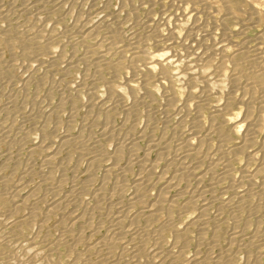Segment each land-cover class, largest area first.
<instances>
[{
    "label": "bare ground",
    "instance_id": "bare-ground-1",
    "mask_svg": "<svg viewBox=\"0 0 264 264\" xmlns=\"http://www.w3.org/2000/svg\"><path fill=\"white\" fill-rule=\"evenodd\" d=\"M152 1L154 2L155 0ZM174 1L179 3L176 8L177 11L175 13L173 11V19L178 21L177 26L174 24L176 28H170L169 32H167L168 34L163 35L160 30L161 27L160 29L150 27L149 23L147 36L141 38V36H135L134 34L133 37L132 35V39L135 41L133 47L117 45L118 42L116 40L119 38V35L116 33L112 34L109 31L110 29L107 27L104 28V24H98L102 20L97 21V24L91 21L92 27L86 28L84 25L80 26L78 30V35L80 36L77 40L79 43H85L88 40H93L98 37L104 39L102 45L99 47L90 50L87 48L86 54L88 57L96 59L93 63L94 67H96V75L93 82L101 83L104 80L102 75L105 71L109 72L110 76L112 75L110 81L102 83L105 85L106 91L109 94L108 100L102 103L99 102L95 108L98 112L99 110L102 111L99 114V119H96L97 121L101 120L103 122V127H101L102 129L100 131L103 137L102 139L116 144L114 153L108 157L112 163L104 169L102 186L98 190L93 191L92 195L96 205L93 206L91 211L89 210L90 212L87 210L88 212L85 211L84 214L79 211L83 205V194L89 190V187L94 182L96 168L106 159L104 155L106 152H102L103 150L101 148L103 147L101 145L100 148L99 142L93 144L92 149L94 150L90 157L91 165L88 169V177L87 179L85 178L86 181L81 184L80 189L76 187L77 189L75 188V190H72L63 198H57L59 195L56 192L61 191L60 188L66 183L67 179L62 177L60 183L54 184L52 179H54L57 168L54 167L55 165L50 166L52 169L51 174L45 176L43 180L50 187L52 186L51 191L58 196L51 205L50 210L46 213L39 211L40 205L45 202L44 199L38 197V191L40 189L34 190L21 201L18 196V193L21 191V186H18L15 189L16 191L13 192L9 187L11 185L10 178L3 179V172L0 170V183L4 181L5 185L8 186L2 188L1 185L4 184H0V201L14 206L13 214H16L24 207L31 209L28 216L20 221L19 228H21V231L19 229V232L26 231L37 219H41L42 217V227H44L51 215L60 217V227L62 229L61 240L55 243H49L39 235L36 236L27 244L25 249L27 250V254L24 252L26 256L23 258L16 255L18 251L13 253L12 249L16 248L15 246H18V244L16 242L17 239L9 237V232L7 235L9 238L7 236H5L6 239L0 238L8 246L7 252L2 253L4 255L1 258L3 260L2 262H7L8 264H58L52 258L54 255L52 252L56 248L63 244L71 243L74 249L78 244L89 243L91 251L98 250L107 259L113 257L117 253L116 249L120 248V258H128L126 264H235L239 253L245 254L246 260L243 264H264L260 262L261 253L264 250V16L261 14L260 6L252 4L250 6L247 23L243 20L246 25L243 24L244 27L239 34L246 31L245 26L247 25H263L262 31L254 38L255 40L252 39L255 41L253 45H250L251 42L249 43L247 40L234 43L231 40L234 30L232 31L229 28V23L232 20H236L239 13L243 11L246 13L244 9L245 0ZM4 13L0 10V20L8 17V14L6 15ZM31 21H27L23 25L6 28V30L0 27V44L9 49L13 59L12 62L9 63L8 61L6 64L4 61L5 58L2 59L0 55V79H6L7 83L8 81L10 83L15 81L16 73L21 68L28 74L29 70L32 71L39 64L38 62L41 58H52L51 56L55 49L56 34L46 32L48 31L47 29L44 31L42 29L44 27L41 28L38 25V27L36 25L34 27ZM187 21H191L192 24L185 28L183 23ZM158 23L155 24L158 25ZM166 23L163 29H165ZM183 27L186 32L183 34L182 39L178 41L179 37L182 36L181 31H183ZM216 29L221 32V36L218 39H216L217 37L212 38L213 31H216ZM245 33L244 35H246ZM213 35H217V31ZM155 39L159 42L156 47H160L161 49L149 51L147 48L148 42ZM120 42L122 41L120 40ZM87 62L85 61V63ZM125 73L130 74V76L125 77L126 81H122L123 86L121 88L119 87V89L116 84L122 78V75L125 76ZM139 86H142V88L148 91V94L142 100H139L136 97L137 94H135L136 88ZM155 87L159 88V90L162 89L161 91L164 93V100L166 101L164 104L166 103V106L163 109H166V112L176 110L178 115H182L177 131L180 129L179 127H184V124H187L189 121L190 126L186 134L182 132L185 138L183 140L180 138L179 141L181 142H176V145H172L163 140L150 139L145 152L140 154L138 150L140 148L138 147V139L136 136L133 137L134 134L126 135L122 140L117 141L114 134L116 129L114 121L110 117L113 116L111 115L113 112L118 111L120 106L123 105V99L126 98L127 92L130 91V95L127 96L129 98L132 97V100H130V105L124 108L123 112L127 119L131 115L137 118L139 116V109L143 103H146L154 96ZM89 91L90 99L97 94L94 88L89 89ZM64 99H62L60 104L62 107L66 103H69V101L77 107L80 100L77 96L71 99ZM219 99H223L222 104H217L218 102L213 104L215 102L214 100L219 101ZM12 101H10V104H12ZM179 103L181 104L179 105ZM6 105L5 107L7 108L4 105H2L4 108H1L2 106L0 105V117L4 112L6 114L10 113L7 112L10 109ZM90 108L88 110V113L90 112L89 115L93 110V107ZM204 110L209 111L208 124H205L203 121L204 118H202V112ZM13 122L15 121L13 120ZM1 123L3 122L1 121ZM1 123L0 143L3 141L2 137L5 133L3 129L4 124L2 125ZM6 131L11 132L8 129ZM53 131L55 132V130ZM43 132L44 140L35 149L45 152L48 150L49 145H51L50 143H52L50 133L52 134L53 132L47 126L44 127ZM182 133L181 135H183ZM6 135L7 133H5ZM139 137H145L144 133ZM235 137H239L240 142H235ZM61 139L58 150L56 149L54 153L52 151L53 154L48 153V165L53 164L58 154L66 149L68 151L71 150L70 152L73 150L77 152V148H80V151H78L80 154L85 152V150H89L85 147V137L82 135L78 134V136L70 137L68 134ZM214 142L217 144L216 147L214 146ZM153 149L157 150V158L154 162L149 160V153ZM125 150L129 152L128 161L126 166L121 168L118 166V163L122 159ZM241 157L247 163L240 170L242 171L241 181H235V177H233V166L235 162L240 161ZM69 160L71 161L72 159L70 158ZM70 161L62 164L60 162L59 164L61 165H58V168L61 171H65L62 169L66 168ZM253 162H257L258 165L255 171L251 172L250 169V171L248 170V166ZM132 163L138 164L140 173L133 179L131 186H128L124 181L126 178H123L121 181L120 179L116 181L115 187L113 186V191H106V182L115 175L114 173L119 172L121 176L127 177L125 175L131 171L130 168L134 165ZM220 167L222 169L221 173H219ZM32 171L33 169L31 168V173H28V175L33 174L34 172ZM256 178H261V181L258 183V181H255ZM223 181L228 183L225 191L230 192L232 195L228 198L226 194L228 199H224L216 194L220 182ZM204 183H209V187L205 188ZM241 184L248 185L246 187L247 189L239 190V187L242 186ZM128 189L131 190V193L128 197V204L126 203L127 205L124 204V206L121 198L126 194L125 191ZM151 189L157 190V194L155 193L156 196L152 199H150ZM42 190L44 191L43 188ZM115 198L119 202L111 204V201ZM236 199H238L237 203L235 202L237 205L233 203ZM104 201H107V205H110L108 206L110 212L108 210L107 212L108 215L110 213L112 214L109 216L110 219H108L111 220L112 226L107 229L105 236L93 242L86 237L85 230L91 229L93 233H98L99 226L101 225L94 226L92 219H94V214L100 210L101 203H104ZM214 203L217 204L218 211L214 219L211 220L207 213H209V208ZM232 203L234 207L232 208V212L229 211V219L233 226V237L228 242L229 246L226 245L227 249H223L222 251L219 248L221 251L219 250V252L217 250L218 253L215 255L214 253L217 247H220L219 240L221 237L219 224H216V222L221 221L223 213H225L224 210L229 208ZM134 208L137 210L133 212ZM187 213H194L192 218L189 217L190 220L188 223L186 222L187 220H184L186 219L185 216L187 217ZM244 213H246L247 226H249L248 224H250L254 215L256 217V214L260 213L261 216V219L254 221L255 227L249 233L247 232V227L240 228L238 224V221ZM183 216L184 218H182ZM177 217L179 220L182 218L187 225H183L184 227L178 226L179 224H176ZM142 219L146 223L144 227L140 225ZM156 221L159 222L158 228H155L156 230H153V228V231H151L150 227ZM210 224L213 226V236L211 235V240L207 241L206 236ZM78 226L80 227L79 229ZM192 229L197 231L195 244L197 243V246L200 247L201 245H205L206 247L204 254H201L202 251L200 253V248L194 253L192 252L193 254L190 256L186 254V249L190 247L189 232H192ZM167 231L173 234L174 241L170 242L173 243V246L178 247L177 251L170 249L172 247L165 249V243L167 241L165 242L164 234ZM191 234L194 235L193 232ZM92 236L94 235L91 234ZM91 237L89 236V238ZM152 244L155 245L154 248H151L150 245ZM37 246H40V251L35 249ZM118 259L114 261L116 264H120ZM241 260L244 259L242 258ZM77 262L81 264H93L89 259L85 262L82 255L75 259V264ZM239 264H241L240 261Z\"/></svg>",
    "mask_w": 264,
    "mask_h": 264
},
{
    "label": "rangeland",
    "instance_id": "rangeland-1",
    "mask_svg": "<svg viewBox=\"0 0 264 264\" xmlns=\"http://www.w3.org/2000/svg\"><path fill=\"white\" fill-rule=\"evenodd\" d=\"M179 1H181V0H179ZM178 4L179 3H177V1H174V0H155L154 2L152 0H43V1L42 0H0V8H1L0 10L3 13L6 12L4 14H6V15L8 14L7 18H3L2 20H0V27H2V29L6 30V28L8 29V28L14 27L16 25H23L27 21L32 20L31 22L34 24V27H35V25L36 26L38 25L41 28L44 27V28H42L44 31H46V29H47L48 31H46V32L53 33L54 35L56 34L55 35V49L53 50V54L51 56L52 58H48V59L41 58L40 61H42V60L43 61L41 63L39 61L38 62L39 64H37V66H35V68L32 69V71L29 70L28 74H27V72H25L21 68L22 70L20 69L17 71L18 73H16V79L14 82L13 81L11 82L12 84L9 81L7 83L6 79H4V80L0 79V91H1L0 92L1 93L0 94V105L1 106L4 105V107H5V105L7 104L6 106H8V108L10 109L9 111H7V112H10L9 114L8 113L6 114L4 112L0 117V123H1V121L3 122L1 124L2 125L4 124L3 129H4V132L7 133L6 136L4 133V135L2 137L3 141L0 143V170H2V172H3V175H2L3 179H5V178L9 179L10 178L9 180L11 182L10 183L11 185L9 187L12 189L13 192L16 191L15 189L18 186L19 187L21 186V191L18 193V196H19L21 201H23L24 198H26L34 190L40 189L39 191H41V192L38 191V195H39L38 197L44 199L45 202L40 205L39 211L46 213L48 210H50L51 205L54 203V201L58 195L59 196L57 198H63L64 196L68 195V193H70L72 190H75L76 187H78V189H80L81 184H83L88 177L87 173H88V169L91 165L90 157L92 156V151L94 150V149H92L93 144L99 142L100 148H101V145L103 147V148H101L103 150L102 152L103 153L106 152L104 154L106 156V159L104 160V162H101L99 167L96 168V170H95V177L96 178H95L94 182L91 184V186L89 187V190L83 194V205L81 206L79 211H80V213L84 214L85 211H87V210L91 211L93 209V206L96 205L95 200L93 199V195H92L93 191L98 190L102 186V183L104 181V178H103L104 177V169L107 165L112 163L108 159V157L114 153V150L116 148V144L114 142H107L104 139H102L103 137L101 136L100 131L102 129L101 127H103V124H102L103 122H101V120L97 121L100 117L99 114L102 113V111L99 110V112H98V110L95 109L97 107V105L99 104V102L102 103V102L108 100L109 94L106 91L105 85L102 83L105 81L106 82L110 81L112 75L110 76V73L105 71V73L102 75L103 76L102 78L104 80L102 79L103 81L101 83L100 82H93L94 81L93 79H95L94 77L96 75L95 74L96 73L95 72L96 67H94L93 63L95 62L96 59L93 57H88L86 54L88 49L90 50V49L97 48L100 45H102L104 39L102 37L101 38L98 37V38H94L93 40H88L85 43L84 42L79 43L77 40L79 39V36H80V35H78V30L80 29V26L84 25V26H86V28H88L90 26L92 27V22H94V24H97V21L99 22L102 20L98 24H101V23L104 24V28L107 27L108 29H110L109 31L112 32V34L116 33L119 35V38H117V40H116L118 42L117 45L122 46V47L124 45H125L124 47H126V46L127 47H133L135 44V41L132 39V35L134 37V34H135V36H139V37L141 36V38L144 36H147L148 32H149V29H148L149 23H150V27H156L159 29L161 27L160 30H161L163 35H167L168 34L167 32H169L170 28L173 29L175 27V25L177 26L178 21H175L173 19V14L177 11L176 8H177ZM252 4L259 5L260 9H261L260 10L261 14H262V16H264V11H263L264 10V0H261V1L260 0H245L244 9H245L246 13H244V11L242 13H239L238 18L236 20H232L229 23V28L232 31L234 30L232 32L233 34L231 36V40L234 41V43H238L242 40H244V41L247 40V42H249V43L251 42L250 45H253L255 42L254 38H256L257 35L262 31L261 29L263 28L262 27L263 25H260V24L253 25V26L247 25V26H245L246 31H244V32H246L245 33L246 35H244V32L240 33L241 35L239 34L241 29H243V27H244V25H243V24H245L244 22L247 23V20L249 17L248 14L250 11V6ZM172 5H174V6H172ZM15 9H16V11H15ZM22 10H23V12H22ZM173 11H174V13H173ZM171 14H172V16H171ZM168 17H170V18H168ZM4 19H6V20H4ZM103 19H105V20H103ZM166 19H168V20H166ZM243 20H244V22H243ZM150 21H153V22H150ZM164 21H166L167 23ZM188 22H189V24H187ZM36 23H38V24H36ZM155 23L156 24L158 23V25H156ZM165 23H166V25L164 27L165 29H163V26ZM190 24H192L191 21H187V22L183 23L185 28L189 27ZM160 25H162V26H160ZM41 28H39V29H41ZM182 30L184 31V33L180 29L182 36H180L179 39L177 38L178 41H180V39H182L183 34H185V32H186L184 27ZM216 31H217V35H213V34H216ZM216 31L215 30L213 31L212 38L217 37L216 39H218L221 36V32H220V30H217V29H216ZM165 32H166V34H165ZM120 33L122 34V36ZM243 35L245 36V38ZM252 39H254V40H252ZM120 40L122 42H120ZM157 44H159V42L156 39L150 40L148 42V45H147L148 50L149 51H154L155 49L160 50L161 49L160 47H156ZM2 49H4V50H2ZM0 55L2 56V59L5 58L4 61L6 62V64L8 63V61L10 63L13 60L9 49L7 47L1 45V44H0ZM86 57H87V59L88 58H90V59L85 60ZM85 61L86 62L89 61V62H87L88 64L85 63ZM53 64H54V66H53ZM55 64H56V66H55ZM30 71H31V73H30ZM23 74H25L24 77H23ZM31 74H33V75H31ZM88 75H90V76H88ZM127 76L129 77L130 74L125 73V76L122 75V78H120L118 80V82L116 84V86L118 88L119 87L121 88L123 86L122 81H126L125 77H127ZM27 79H29L30 81ZM24 84H26V85H24ZM37 87H39V88H37ZM91 88H94L95 93H97V94L93 98L90 99L91 96H90L89 89H91ZM158 90H159V88H157V87L154 88V96H152L150 98V100H148L146 103L145 102L143 103V105L139 109V114H138L139 116L137 118H135L134 115H131L127 119L124 115V112H123L124 108L125 107L127 108L130 105V100H132V97H130V98L128 97L130 95V91L127 92L128 96L126 95V98L123 99V105L120 106L118 111L113 112L111 114L113 116L110 117V118H112L111 120L114 121V126L116 128L114 131V134H115V138L117 139V141L122 140L123 137H126V135L134 134L133 137L136 136L138 139L137 140L138 147H140V148H138V150H139L140 154L145 152V150L148 146V143H149L148 141L150 139L163 140L167 143H171L172 145H176V142L177 143L181 142V141H179L180 138H181V140H183L185 138L184 134L187 133V130L190 126L189 125L190 121H189V122H187V124H184V127H179L180 129H178V131H177V127H178L179 122L182 119V115L181 114L178 115L176 110H172L173 112L172 111L166 112V109H163L164 106H166V103L164 104V102H166L164 100V98H165L164 93L161 91L162 89L159 91ZM135 94H137L136 97H138L139 100L140 99L142 100L148 94V91L146 89L142 88V86H139L136 88ZM75 96L80 98L79 103L77 104V107L72 105V103H70V101L68 100V99H71L72 97H75ZM66 98H68L67 100L69 101V103H66V105L64 107L60 106L62 99L66 100ZM11 100H13L12 104H10ZM214 101L215 102H213V104H215L216 102H218L217 104L223 103V99H219V101L218 100H214ZM180 104L181 103H179V105ZM19 106H20V108H19ZM91 106L93 107V110H92L91 114L89 115L90 112L88 113V110ZM4 107L2 106L1 108H4ZM33 107H35V108H33ZM5 108H7V107H5ZM12 109H13V111H12ZM94 109H95V111H94ZM13 112L16 114H14ZM202 113H203L202 118H204L203 119L204 123L208 124L209 123V111L204 110ZM72 116H74V117H72ZM49 117H51V118H49ZM13 120L15 122H13ZM93 121H95V122H93ZM12 123H14V124H12ZM46 124H48V125H46ZM84 124H85V126H84ZM45 126H47L51 132H53L52 134L50 133V136H52L51 142L53 144L50 143L51 145H49V147H48L49 151L48 150H46L45 152L37 151L35 149V147L37 145H39L44 140L43 139V136H44L43 129ZM55 126L57 127V129ZM6 127L11 132L6 131L7 130ZM26 130H28L30 132H28V131L26 132ZM53 130H55V132ZM79 131H81V132H79ZM173 131H174V133H173ZM143 133H144L145 137L140 138L139 136L143 135ZM181 133L183 135H181ZM68 134L70 135V137L71 136L75 137L76 135L78 136V134L84 136L85 137L84 141L86 142L85 147H86V149H89V150H85V152H82L80 154V152H78V151H80V148H77L78 149L77 152L75 150L70 152L71 150L68 151L66 149L67 152H66V150L60 152L61 153V154L59 153L60 156L58 154V157L56 160L53 161V164L48 165L47 164L48 153L50 154V153H52V151L54 153L56 151V149L58 150V146L60 145V142L62 140L61 138L68 135ZM235 135L238 136L237 134H235ZM54 138H55V140H54ZM59 138H60V141H59ZM235 138H236L235 142H240L239 137H235ZM11 141H13V142H11ZM22 141H24V142H22ZM21 143H23V144H21ZM87 144L89 146L88 148H87ZM214 146L215 147L217 146L216 142H214ZM53 148H55V149H53ZM68 154L71 156L69 157ZM73 154H75V155H73ZM156 154H157V150L153 149L149 153V157H150L149 160L154 162L157 158ZM128 156H129V152L127 150H125L122 159L118 163L119 167L123 168L126 166V163L128 161ZM8 158H10V159H8ZM70 158L72 159L71 161L69 160ZM67 160L70 161V163L68 164V166H66V168L62 169L65 171H61L58 167L62 163H67L68 162ZM55 162L57 163V165ZM60 162H61V164H59ZM76 162L79 164H77ZM246 163L247 162H246V160L244 161L243 157L240 158V161L238 160L237 162L234 163V166H233L234 167L233 168V175L234 176L233 177H235L234 178L235 181H241L240 179L242 177L241 176L242 171H240V170H242L243 167L246 166ZM132 164H134V163H132ZM250 164L248 166V170L250 169L251 172H254L255 168L257 167L258 164H257V162H253ZM204 165H206V164H204ZM50 166H54L55 168H57L56 173L54 175V179H52L54 184L60 183L62 177L67 179L66 183L60 188L61 191L59 190L56 192V194L58 193L57 196L55 195L54 192L51 191L52 186L50 187V185L46 184L43 180V178L45 176H49L51 174L52 169ZM5 167H6V169H5ZM7 167H9V168H7ZM31 168L33 169L32 172H34L35 174L33 173L31 175H28V173H31ZM130 169H131V171H129L125 175L127 177L121 176V174L119 172L114 173L115 175H113L109 179V181L107 180L108 182H106V185H105L106 191H108V192H111V190L113 191V186L115 185L116 181H119V179L121 181V180H123V178H126V180H124L125 183H127L128 186L129 185L131 186L133 179L138 175V173H140L139 172L140 168L138 167V164H134L131 166ZM221 170L222 169L220 167V169H219L220 172L219 171L218 172L221 173ZM37 172L40 174L38 175ZM75 174H76V176H75ZM30 176H32L31 177L32 179L30 178ZM2 178H1V180H2ZM260 179L261 178H256L255 181H258V183H259V181H261ZM205 181H207V180H205ZM208 181H209V179H208ZM0 184H4V185H1L2 188L8 187L5 185L4 181H3V183H0ZM18 184H21V185H18ZM208 184L209 183H204V187L208 188L209 187ZM227 184L228 183L224 182V181L220 182L219 187H218L217 192H216V194L218 196H220L224 199H228L229 197L232 196L230 192L225 191L228 187ZM241 185L242 186L239 187V190H244V189H247L246 187H248V185H246V184L245 185L241 184ZM22 186H23V188H22ZM256 186H258V185H256ZM42 188L44 189V191L42 190ZM221 190H223V191H221ZM13 192H10V193H13ZM125 193H124L125 195L121 198L123 205L128 204V197L130 196L131 190L128 189L125 191ZM155 193L157 194L156 189L150 190V199H152L154 196H156ZM220 194H222V195H220ZM226 194H227L228 198H227ZM42 196H44L46 198H44ZM207 196H209V195H207ZM237 201H238V199H236L233 203L235 205H237L236 204ZM106 202L107 201H104V203L103 202L101 203V207L103 209L100 207V210H98V212H97L98 214L95 213L94 219H92L94 226H99V225L102 226V227L99 226L100 228L98 229V233H93L91 229H88L87 231L85 230L86 237L88 239L92 240L93 242L98 241L103 236H105L107 229H109L112 226L111 220H108V219H110L109 216L112 215L111 213L108 215V212H110L109 211L110 208L108 206H110V205H107ZM118 202H119V200L117 198H115V199H113V201H111V204H116ZM123 202H125V203H123ZM233 203L229 206V208L224 210L225 213H223V216H222L223 218H221V221L216 222V224L217 223L219 224L218 226H219V231H220L221 237L219 240V242H220L219 246L220 247H217V249L214 253L215 255L218 253L217 250L218 251L220 250L219 248H221L222 251H223V249L224 250L227 249V246H229L228 242L233 237V226L231 225L232 222H230L231 220L229 219V211L232 212V208L234 207ZM13 207L14 206L9 205V203H7V202L0 201V235L2 236V237L0 236V238L6 239L5 236H7L8 233L10 232L9 237H11L13 239H17L16 242H17L19 247L16 245L15 247L18 250L16 248H13L12 249L13 253H16L18 251L17 252L18 254L16 253V255H18L22 258L25 257L27 254L26 253L27 250H25L27 247V244H29L38 235L43 240H47L49 243H55L56 241L61 240L60 238L62 235V229L60 227V217L59 216L51 215V217H49V220H47L44 227H42V224H43V219H42L43 217H42L41 219H37L33 225H31L29 228L26 229V231L19 232V229L21 231V228H19L20 221L28 216L31 209H29L28 207H24L23 209H21L16 214H13ZM107 210H108V212H107ZM135 210H137V209L134 208L133 212ZM217 211H218V206H217V204L214 203L213 206H211L209 208V213H207V214H209V218L211 220L214 219V216L217 214ZM193 214L194 213H187V217L184 215L186 218L184 220L185 221L187 220L186 222L188 223V221L190 220L189 217L192 218L194 216ZM184 216L182 218H184ZM182 218L179 220L177 217L176 218V224L177 225L179 224L178 226L184 227L185 224L187 225V223L184 220H182ZM222 219H225V220H222ZM257 219H261L260 213H257L256 217L254 215L252 217L250 224H248L249 226H247L246 225V221H247L246 213H244V215L238 221L239 227L240 228H244V226L247 227V229H248L247 232L249 233V232L253 231V228L255 227L254 221ZM177 221H178V223H177ZM179 221H180V223H179ZM181 223H183V224H181ZM211 223H212V225H214L213 222H211ZM158 224H159L158 221H156L155 223H152L153 227L151 225L150 230L151 231L156 230L155 228H158ZM140 225H143L142 227H144L146 225L144 219H142L140 221ZM212 225L210 224L208 226V231H207L208 233L206 236L207 241H210L212 236H213V232H212L213 226ZM79 226H78V229L80 228ZM191 231L193 232V234L195 236L191 234L192 232H189L190 247H188L186 249V254L188 256H190L196 250H199V248H200V253L202 251L201 254H204L206 251L205 245H203V246L201 245L202 248L200 246H197V243L195 244L196 238H197V234H196L197 231H195V229H192ZM194 231H195V233H194ZM91 234H93L94 236L91 237ZM89 236L91 238H89ZM9 237L7 236V238H9ZM191 237H194V238H191ZM164 239H165V242L166 241L167 242L168 241L173 242L174 236L171 232L167 231L164 234ZM167 242L165 243V249H169L170 247H172L170 249H172L174 251L178 250V247L173 246L172 242H170V243L169 242L167 243ZM150 246H151V248L155 247L154 244H152ZM223 246H224V248H223ZM39 247L37 246L35 249H38L40 251ZM75 247L73 249V245L70 243V244H63L62 246L56 248L55 251L52 252L54 254L52 257L53 260L56 261L58 264H75V259L78 256L82 255L84 257L85 262H87V260L89 259L90 261H92L93 264H116L114 261H116L118 258H120V256H119V253L121 252L120 248L116 249L117 253L114 254L113 257H110L109 259H107V257L103 253H101L100 251H98V250L91 251L89 243L78 244ZM22 248H23V250H22ZM7 250H8V246L5 245V241L0 240V264H8L7 262H2L3 260H1L2 256H4L2 253L7 252ZM188 250H189V252H188ZM263 251H262V253H263ZM262 253H261L260 262L264 263V261H263L264 260V255H263L264 253L263 254ZM243 255H244V257H243ZM242 258L244 260H241ZM238 259H240V260H238ZM127 260H128V258H126V257H124V259L123 258L118 259L120 264H126ZM245 260H246L245 254L239 253L237 256L238 262L236 261L235 264H239V261L241 264H243L245 262ZM77 264H81V263L77 262Z\"/></svg>",
    "mask_w": 264,
    "mask_h": 264
}]
</instances>
